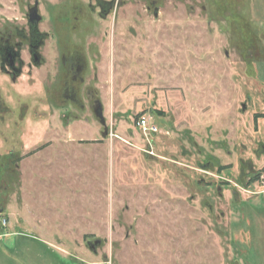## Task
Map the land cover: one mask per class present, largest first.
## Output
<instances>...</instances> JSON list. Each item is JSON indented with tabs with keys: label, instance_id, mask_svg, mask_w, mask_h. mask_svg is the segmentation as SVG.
Returning <instances> with one entry per match:
<instances>
[{
	"label": "rangeland",
	"instance_id": "rangeland-1",
	"mask_svg": "<svg viewBox=\"0 0 264 264\" xmlns=\"http://www.w3.org/2000/svg\"><path fill=\"white\" fill-rule=\"evenodd\" d=\"M107 1L0 0V264H264V0Z\"/></svg>",
	"mask_w": 264,
	"mask_h": 264
},
{
	"label": "flooded vegetation",
	"instance_id": "flooded-vegetation-1",
	"mask_svg": "<svg viewBox=\"0 0 264 264\" xmlns=\"http://www.w3.org/2000/svg\"><path fill=\"white\" fill-rule=\"evenodd\" d=\"M213 1H214L216 10H217V14L220 18L224 17L225 20H228V22L239 23V26H240L241 31H242V37L248 41L254 40V37L249 33V29H248L249 26L244 21L243 18L236 15L235 13L231 14L229 18L226 16V14H228L227 11L229 10L227 1H225V0H213ZM87 2H88V11L90 13H94L96 15V17H98V18L104 17L102 19H107L108 14L110 13V11L112 10V7H113V2L112 1L108 2L107 0H87ZM36 7H37V3L34 4V7L32 9H30V11L28 13V17H29V14ZM231 16L233 19L231 18ZM101 21H103V20H101ZM28 24H29V27L31 28L30 53L32 55V58H33V55L38 57L37 50L39 48L40 43L36 44L38 42V41L36 42V40L40 36L38 35V33L36 32V29H35L37 24L31 23V22H29V20H28ZM248 36H251V37H248ZM11 38H12V35L10 33L6 34L5 39L0 38V71H4L5 73L9 74L11 76V79H17L21 75L22 65L18 61L19 60V54L17 55L15 50L10 46ZM81 60H82V58H81ZM17 61H18V63H17ZM82 61L83 62H81L80 59L76 60V67H77L75 69L76 73L80 74V72L82 71L84 64H85L84 60H82ZM38 62H39V57H38V60L36 62L34 61V63H38ZM18 72H19V74H18ZM74 77H76V75H74Z\"/></svg>",
	"mask_w": 264,
	"mask_h": 264
},
{
	"label": "built area",
	"instance_id": "built-area-1",
	"mask_svg": "<svg viewBox=\"0 0 264 264\" xmlns=\"http://www.w3.org/2000/svg\"><path fill=\"white\" fill-rule=\"evenodd\" d=\"M136 124L142 131L149 134L160 133L152 115L149 113L139 115L136 119Z\"/></svg>",
	"mask_w": 264,
	"mask_h": 264
},
{
	"label": "water",
	"instance_id": "water-1",
	"mask_svg": "<svg viewBox=\"0 0 264 264\" xmlns=\"http://www.w3.org/2000/svg\"><path fill=\"white\" fill-rule=\"evenodd\" d=\"M28 20H29V22L35 23V24H38L40 22L41 17L38 15L36 8L29 14ZM37 60H38V57L33 55V61L36 62ZM18 74H19V72H18Z\"/></svg>",
	"mask_w": 264,
	"mask_h": 264
},
{
	"label": "trees",
	"instance_id": "trees-1",
	"mask_svg": "<svg viewBox=\"0 0 264 264\" xmlns=\"http://www.w3.org/2000/svg\"><path fill=\"white\" fill-rule=\"evenodd\" d=\"M255 118H257V117H255Z\"/></svg>",
	"mask_w": 264,
	"mask_h": 264
}]
</instances>
